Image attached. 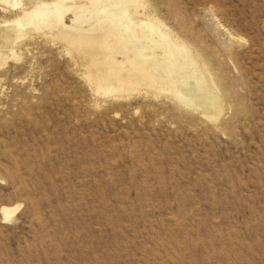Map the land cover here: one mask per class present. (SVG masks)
<instances>
[{
	"label": "rangeland",
	"instance_id": "obj_1",
	"mask_svg": "<svg viewBox=\"0 0 264 264\" xmlns=\"http://www.w3.org/2000/svg\"><path fill=\"white\" fill-rule=\"evenodd\" d=\"M159 1L207 55L219 119L96 100L50 46L9 59L0 264H264V0Z\"/></svg>",
	"mask_w": 264,
	"mask_h": 264
},
{
	"label": "bare ground",
	"instance_id": "obj_2",
	"mask_svg": "<svg viewBox=\"0 0 264 264\" xmlns=\"http://www.w3.org/2000/svg\"><path fill=\"white\" fill-rule=\"evenodd\" d=\"M160 8L159 0H0V68L25 56L23 70L32 69L37 50L50 46L96 100L163 94L217 121L223 103L207 55ZM19 206L1 205L3 219Z\"/></svg>",
	"mask_w": 264,
	"mask_h": 264
}]
</instances>
